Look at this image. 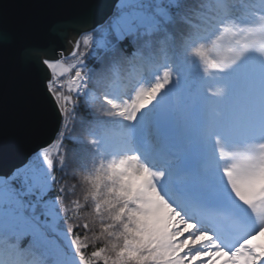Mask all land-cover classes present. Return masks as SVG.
Returning <instances> with one entry per match:
<instances>
[{
	"label": "snow or ice",
	"instance_id": "1",
	"mask_svg": "<svg viewBox=\"0 0 264 264\" xmlns=\"http://www.w3.org/2000/svg\"><path fill=\"white\" fill-rule=\"evenodd\" d=\"M7 20L0 98L42 93L57 128L0 168V264H264V0Z\"/></svg>",
	"mask_w": 264,
	"mask_h": 264
},
{
	"label": "water",
	"instance_id": "2",
	"mask_svg": "<svg viewBox=\"0 0 264 264\" xmlns=\"http://www.w3.org/2000/svg\"><path fill=\"white\" fill-rule=\"evenodd\" d=\"M84 0H0L10 26L38 40L58 16L80 11ZM55 110L42 93L22 92L10 82L0 98V168L24 162L55 136Z\"/></svg>",
	"mask_w": 264,
	"mask_h": 264
}]
</instances>
